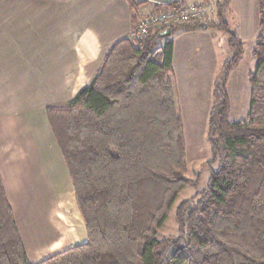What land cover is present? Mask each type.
Returning <instances> with one entry per match:
<instances>
[{
  "label": "trees",
  "instance_id": "1",
  "mask_svg": "<svg viewBox=\"0 0 264 264\" xmlns=\"http://www.w3.org/2000/svg\"><path fill=\"white\" fill-rule=\"evenodd\" d=\"M125 1L134 18L143 2ZM231 2L215 1L213 21L164 25L141 35L135 27L105 51L72 98L44 107L86 239L30 261L0 176V264H264V0L254 1L255 67L247 75V115L237 122L229 121L226 86L243 43L225 19ZM200 23L227 36L232 56L212 86L206 183L174 206L199 180L187 176L170 37ZM167 28L171 34L159 38ZM173 206L176 233L158 239Z\"/></svg>",
  "mask_w": 264,
  "mask_h": 264
},
{
  "label": "crops",
  "instance_id": "2",
  "mask_svg": "<svg viewBox=\"0 0 264 264\" xmlns=\"http://www.w3.org/2000/svg\"><path fill=\"white\" fill-rule=\"evenodd\" d=\"M136 1L145 10L133 18L125 0H0V176L32 262L86 239L44 107L63 85H86L142 14L169 2H207ZM254 1L232 0L235 12L228 10L242 40L255 33ZM64 201L71 211L61 209Z\"/></svg>",
  "mask_w": 264,
  "mask_h": 264
},
{
  "label": "rangeland",
  "instance_id": "3",
  "mask_svg": "<svg viewBox=\"0 0 264 264\" xmlns=\"http://www.w3.org/2000/svg\"><path fill=\"white\" fill-rule=\"evenodd\" d=\"M185 5L191 6V13L187 19L182 20L178 11L179 8ZM214 5L215 0H207V2L195 1L183 3L176 10L164 9L175 10L174 13L179 18L172 19L167 25H176L190 21H213L216 18ZM143 10L145 9L142 6L136 7L134 9L135 15ZM230 10L235 12L233 7L232 9L230 7ZM161 11L154 9L146 13L153 12L156 15ZM235 16L237 17L236 13ZM235 16L230 11H227L225 14L228 28L232 32L234 31L233 21L236 19ZM152 30L157 29H149V31ZM248 33L245 32L246 36H243L242 57L238 65L230 73L226 86L230 98L229 121L232 122L245 119L248 111L249 85L247 75L255 67V61L251 56L255 34ZM170 39L175 43L173 66L175 85L178 93L177 105L182 117L187 151V176L191 179L198 178L199 180L197 187L189 186L179 194L175 200V206L179 201L189 198L196 191L202 189L206 183L208 176L206 164L210 159L206 130L207 118L212 104V86L215 80L221 76V65L224 61L231 58L232 51L227 44V36L211 27L206 29L201 27L195 32L177 31L171 35ZM84 86L63 85L62 93L54 104L65 103ZM69 204V201H64L61 204V209L66 212L71 211ZM174 206L157 233L158 239L176 233L177 225L174 219ZM67 215L62 214L65 217Z\"/></svg>",
  "mask_w": 264,
  "mask_h": 264
},
{
  "label": "built area",
  "instance_id": "4",
  "mask_svg": "<svg viewBox=\"0 0 264 264\" xmlns=\"http://www.w3.org/2000/svg\"><path fill=\"white\" fill-rule=\"evenodd\" d=\"M190 5H185L179 8L178 13L180 14V18L182 20L187 19L188 15L191 13L192 5ZM175 10H162L156 15L153 12L143 14L136 26L137 34L141 35L146 33L149 31V29H158L164 25H167L172 19H179L178 15L174 13Z\"/></svg>",
  "mask_w": 264,
  "mask_h": 264
},
{
  "label": "water",
  "instance_id": "5",
  "mask_svg": "<svg viewBox=\"0 0 264 264\" xmlns=\"http://www.w3.org/2000/svg\"><path fill=\"white\" fill-rule=\"evenodd\" d=\"M199 26L202 27V28H204V29L207 28V24L206 23H200ZM170 34H171V30L169 28H167L165 31L161 32L158 35V37L159 38H163V37L169 36Z\"/></svg>",
  "mask_w": 264,
  "mask_h": 264
}]
</instances>
